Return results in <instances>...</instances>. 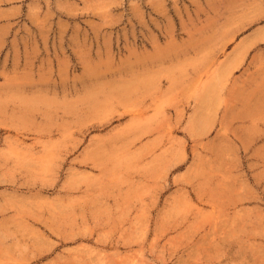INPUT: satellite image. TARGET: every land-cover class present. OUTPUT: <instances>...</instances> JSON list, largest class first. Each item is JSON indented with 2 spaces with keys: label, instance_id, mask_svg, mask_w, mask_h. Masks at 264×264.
Wrapping results in <instances>:
<instances>
[{
  "label": "rangeland",
  "instance_id": "1",
  "mask_svg": "<svg viewBox=\"0 0 264 264\" xmlns=\"http://www.w3.org/2000/svg\"><path fill=\"white\" fill-rule=\"evenodd\" d=\"M0 264H264V0H0Z\"/></svg>",
  "mask_w": 264,
  "mask_h": 264
},
{
  "label": "bare ground",
  "instance_id": "2",
  "mask_svg": "<svg viewBox=\"0 0 264 264\" xmlns=\"http://www.w3.org/2000/svg\"><path fill=\"white\" fill-rule=\"evenodd\" d=\"M227 64L230 65V64H231V61H229ZM228 65H227V66H228ZM210 84H211V83H210ZM209 88H210V87H209ZM204 89H205V88H204ZM206 89H207V88H206ZM206 89H205V90H206ZM211 89H212V88H211ZM214 91H215V90H214ZM206 92L208 93V91H206ZM206 92H205V93H206ZM213 93H214V92H213ZM203 94H204V93H203ZM207 95H208V94H207ZM207 95H206V96H207ZM209 95H210V94H209ZM204 98H205V97H204ZM204 98H203V99H204ZM207 98H208V97H207ZM205 99H206V98H205ZM205 99H204V100H205ZM207 101H208V100H207ZM204 102H205V101H204Z\"/></svg>",
  "mask_w": 264,
  "mask_h": 264
}]
</instances>
